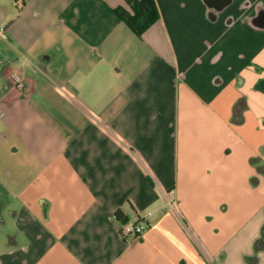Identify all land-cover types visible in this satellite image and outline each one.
I'll use <instances>...</instances> for the list:
<instances>
[{"label": "crops", "instance_id": "crops-1", "mask_svg": "<svg viewBox=\"0 0 264 264\" xmlns=\"http://www.w3.org/2000/svg\"><path fill=\"white\" fill-rule=\"evenodd\" d=\"M154 2L0 0V264H264V0Z\"/></svg>", "mask_w": 264, "mask_h": 264}, {"label": "trees", "instance_id": "trees-1", "mask_svg": "<svg viewBox=\"0 0 264 264\" xmlns=\"http://www.w3.org/2000/svg\"><path fill=\"white\" fill-rule=\"evenodd\" d=\"M127 8H116L114 14L137 37L149 29L158 19L159 12L154 0H123ZM256 90L264 93V80L257 82ZM117 220H126L120 212L116 214ZM264 227L261 237L255 243L257 250L263 248Z\"/></svg>", "mask_w": 264, "mask_h": 264}, {"label": "rangeland", "instance_id": "rangeland-1", "mask_svg": "<svg viewBox=\"0 0 264 264\" xmlns=\"http://www.w3.org/2000/svg\"><path fill=\"white\" fill-rule=\"evenodd\" d=\"M204 6H208V1H203V7ZM2 164L4 165L2 166ZM6 165H8L6 161H0V166L3 167V171ZM2 178L3 179L0 180V248H2L3 243L5 245H7V243L8 245L10 244V240L5 234L15 230L11 212L16 209V207L14 209V203L11 202L9 195V190H13L14 187L9 185L7 177Z\"/></svg>", "mask_w": 264, "mask_h": 264}, {"label": "built area", "instance_id": "built-area-1", "mask_svg": "<svg viewBox=\"0 0 264 264\" xmlns=\"http://www.w3.org/2000/svg\"><path fill=\"white\" fill-rule=\"evenodd\" d=\"M11 80L16 89L23 88V81L20 72H15L11 76ZM151 213L147 212L142 216H138L133 220H119V233L123 238L132 237L139 238L149 227V219Z\"/></svg>", "mask_w": 264, "mask_h": 264}]
</instances>
